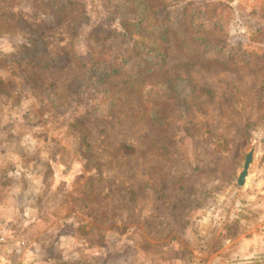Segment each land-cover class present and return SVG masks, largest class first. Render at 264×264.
I'll return each mask as SVG.
<instances>
[{
	"label": "rangeland",
	"instance_id": "obj_1",
	"mask_svg": "<svg viewBox=\"0 0 264 264\" xmlns=\"http://www.w3.org/2000/svg\"><path fill=\"white\" fill-rule=\"evenodd\" d=\"M216 3L153 123L123 74L110 114L79 88L113 4L0 0V264H264V0Z\"/></svg>",
	"mask_w": 264,
	"mask_h": 264
},
{
	"label": "trees",
	"instance_id": "obj_2",
	"mask_svg": "<svg viewBox=\"0 0 264 264\" xmlns=\"http://www.w3.org/2000/svg\"><path fill=\"white\" fill-rule=\"evenodd\" d=\"M107 1L114 5L115 14L94 31L87 55L71 48L76 59L86 62V80L79 88L93 94L84 101L98 96L101 104L108 102V114L113 113L116 105L124 101L120 98L123 90L114 81L123 74L127 77L124 92L130 94L137 89L142 93L146 113L156 123L161 120L156 109L162 106L163 99H173V90L179 92L170 70L174 56L182 54L189 63L217 60L221 54L223 41L212 39L215 33L207 24L217 15L216 0ZM212 11L213 16H209ZM44 66H51V61ZM155 78H162V82H155ZM177 99L181 104L182 98ZM92 102L96 107L91 106L85 116L104 114Z\"/></svg>",
	"mask_w": 264,
	"mask_h": 264
},
{
	"label": "water",
	"instance_id": "obj_3",
	"mask_svg": "<svg viewBox=\"0 0 264 264\" xmlns=\"http://www.w3.org/2000/svg\"><path fill=\"white\" fill-rule=\"evenodd\" d=\"M252 158H253V152L251 151L246 155V160L243 166V170L241 171L239 180H238L239 185H243L246 180L249 167L252 163Z\"/></svg>",
	"mask_w": 264,
	"mask_h": 264
}]
</instances>
